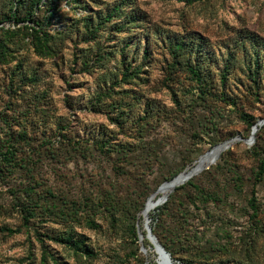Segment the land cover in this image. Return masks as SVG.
<instances>
[{
    "label": "rangeland",
    "instance_id": "rangeland-1",
    "mask_svg": "<svg viewBox=\"0 0 264 264\" xmlns=\"http://www.w3.org/2000/svg\"><path fill=\"white\" fill-rule=\"evenodd\" d=\"M15 1L0 28L32 24ZM41 2L52 56L14 36L0 58V264H39L42 244L49 264H160L137 228L163 204L154 235L177 258L264 264V128L250 141L242 116L264 119V0Z\"/></svg>",
    "mask_w": 264,
    "mask_h": 264
},
{
    "label": "trees",
    "instance_id": "trees-1",
    "mask_svg": "<svg viewBox=\"0 0 264 264\" xmlns=\"http://www.w3.org/2000/svg\"><path fill=\"white\" fill-rule=\"evenodd\" d=\"M24 1L26 0H16L15 4L13 5V8H11V15L12 17H14L16 20H20V21H29L32 24L28 25V24H23L21 26H16V27H6V28H0V58L4 57L7 54V50L5 51V48H8V41L11 40V38H14V36H18L21 38V40L24 39V37H28V40H30V43L33 46V50L34 52L41 56V57H46V56H52L54 50L52 49L51 44H48L50 40H52L53 35L50 34L49 32H47L46 30H42L41 29V24L39 23L40 20L34 15V9H39V4L41 2V0H27V2L24 4ZM47 4L49 3V0H46ZM22 4L25 5V9H24V14L22 17H17V11L19 10V8L22 6ZM42 5H45V3L41 2ZM183 47V43H174L172 45V52H173V57L176 58L177 56V52ZM189 72L192 74V77H194L197 81H201L202 77L200 75V73H198V70L194 67L189 66L188 67ZM129 77L130 76V72L128 70V68L126 67L123 71V76L122 78L125 77ZM242 116H245V120H246V124L249 128V131L251 132V128L252 126L256 123L254 117L242 113ZM264 128V125L258 127V129L255 132V137L257 138L258 133ZM250 135V134H249ZM217 142H213L211 145L216 144ZM229 151V150H226ZM4 157H5V153H4ZM221 157V155H220ZM12 158V156H11ZM213 160V159H212ZM197 163V160H195L194 164L190 167H188L186 170H178L177 172H174L171 177H168L166 180L172 179V178H177L180 175L185 174L186 172H188L195 164ZM258 175L264 180V157L259 158V165H258ZM165 180V181H166ZM181 188L178 187L176 189ZM170 191H167L164 196H166ZM163 196V198H164ZM163 198H161L159 201H156L151 208L149 209V212L154 209L156 206L160 205L162 202H164V200H162ZM162 200V201H161ZM166 204H163L160 207H156V211L154 213H152V223L151 226L153 225V222L155 220L160 219V213H161V207L165 206ZM251 208L253 210V212L255 213V205L252 202L251 203ZM148 212V215H149ZM160 212V213H159ZM31 216V212L27 211V213H25L23 215V220L24 222L28 221L29 217ZM141 233H142V242L145 239L144 237V233L143 230H141V227H139ZM5 230L7 231H11V229L5 227ZM152 233L156 234L153 226H152ZM157 236V235H156ZM158 241L165 247V249L170 253L171 257L174 259H180L181 264H191V262H189V260L184 259V258H177V256H175V253L169 248V246L163 241L161 240L159 237ZM41 242H43V240H40ZM80 241L76 240L73 242V245L76 248H80ZM50 256V254L47 252V249L45 248V246L42 244V249H41V257H40V261L39 264H49L48 262V258L47 256ZM151 264H155L153 261L150 262Z\"/></svg>",
    "mask_w": 264,
    "mask_h": 264
},
{
    "label": "water",
    "instance_id": "water-1",
    "mask_svg": "<svg viewBox=\"0 0 264 264\" xmlns=\"http://www.w3.org/2000/svg\"><path fill=\"white\" fill-rule=\"evenodd\" d=\"M264 123V119H260L258 120L251 128V132H250V136H249V140L252 141L254 139V134L256 132V130L258 129V127H260L262 124ZM239 138L238 137H234V138H230L228 140H225L222 143L216 144V145H220L221 150H225L227 149L232 142L237 141ZM220 154V153H219ZM219 156V155H218ZM208 167V166H207ZM207 167H202L201 169H205ZM161 187V185L158 186V188L156 189V191ZM175 188V187H174ZM173 188V189H174ZM155 191V192H156ZM154 192V193H155ZM167 195L164 196V198L162 200H166ZM161 200V201H162ZM144 208L142 209L141 213H143ZM142 224H143V228L145 231V237L146 239H148V241L150 242V244L152 245L155 253L157 254L158 257H163L166 259V261L169 264H173V260L171 258L170 253L165 249V247L158 241L157 237L152 233V228L151 225L149 224V217H143L142 215ZM137 231L139 232V228H137ZM139 239H140V235L138 233ZM158 264V262H157Z\"/></svg>",
    "mask_w": 264,
    "mask_h": 264
},
{
    "label": "bare ground",
    "instance_id": "bare-ground-1",
    "mask_svg": "<svg viewBox=\"0 0 264 264\" xmlns=\"http://www.w3.org/2000/svg\"><path fill=\"white\" fill-rule=\"evenodd\" d=\"M220 145L215 146L214 148H212L211 150H209L207 153H205L200 159L199 161L185 174L178 176L177 178H173L170 181L166 182L165 184H163L156 193H162L164 191L170 190L172 189L174 186L181 184L184 182V180H186L187 178H189L190 176L196 174L198 171H200V169L208 162L211 161L212 157L217 154L218 152H220ZM153 198V197H152ZM152 201L151 199H149L146 203L145 209L144 211H147L151 208L152 206ZM145 232V231H144ZM139 235H140V239H142V233L139 230ZM145 237V234H144ZM146 238V237H145ZM159 263L160 264H169L165 258L163 257H159Z\"/></svg>",
    "mask_w": 264,
    "mask_h": 264
}]
</instances>
